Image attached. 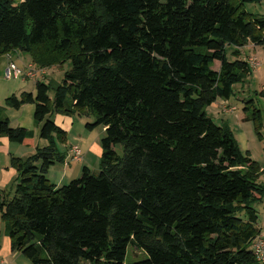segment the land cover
I'll use <instances>...</instances> for the list:
<instances>
[{"label":"trees","instance_id":"16d2710c","mask_svg":"<svg viewBox=\"0 0 264 264\" xmlns=\"http://www.w3.org/2000/svg\"><path fill=\"white\" fill-rule=\"evenodd\" d=\"M262 3L0 0L1 56L21 51L40 71L71 62L61 83L37 81L0 106V137L33 144L5 114L31 104L46 142L11 157L14 194L0 189L12 252L32 264H263L252 249L261 165L206 111L251 75L242 50L264 46V15L248 6ZM245 104L261 137L262 112ZM56 115L105 129L99 171L63 186L48 172L75 160ZM130 246L147 257L126 263Z\"/></svg>","mask_w":264,"mask_h":264},{"label":"crops","instance_id":"0c3cea01","mask_svg":"<svg viewBox=\"0 0 264 264\" xmlns=\"http://www.w3.org/2000/svg\"><path fill=\"white\" fill-rule=\"evenodd\" d=\"M251 10H252L251 12L255 14H257L258 12L257 10L255 11L253 9ZM259 14L264 15V12L259 13ZM242 51H243L244 60H249L251 57H257V59L261 63L260 67L254 70L252 69L251 75L247 78L245 82L250 83L251 81L252 82L255 81L257 86L260 87L258 91H255V95H261L264 98V46L257 47V46H254L253 44H250L246 48H244ZM15 54L17 58H21V55H19L18 51L13 52L9 54V56L12 58V61H14ZM2 57H5L8 61L7 55L2 56ZM42 74H45V71H42ZM26 81L27 80H24L23 82L24 84L19 90L11 91L10 93H8L6 99L9 98L12 93L13 95H16V96H20L23 92L34 94L36 91V86L35 85L33 87L27 86ZM248 83L240 84L242 92L244 91V88L246 87V85H248ZM236 93L238 94L241 92H237L236 90ZM245 100H243V102ZM231 101H232L231 99L222 100V102L217 104L218 107L221 109L222 113H225V115H228L231 112L236 111V108L232 107ZM214 105H216V103H214ZM2 106H5V104ZM34 113H35V106L31 104L25 105L20 109H13L11 107H6L5 109V114L10 119L11 125L13 127L15 128L22 127V128L34 131L35 136H34V142L32 145H20L17 143H11L8 140V138L0 137V189L2 190H7L11 184L15 188L18 173H17V170L11 166V157L25 158V157L32 155L33 150H35V147L37 144V138L39 137V127L36 125V122L34 120ZM262 116H263V112H262ZM54 120L60 127H62L64 130L68 132V140H69L70 138L69 135L73 131V127H72L74 125L73 118L56 115L54 117ZM244 122H246L245 115L242 119L238 118V124H239L238 127L233 129L230 126V129L238 137L241 144L244 146L243 150L245 151V153H249L251 158L261 165L262 173L259 179V183L264 185V137L261 139L263 140V142L261 143V145L259 144L260 147L256 145L255 148L252 149L251 147L252 136H249L248 130L247 128H245V125L243 124ZM263 124H264V120H263ZM222 125H228V122H224ZM103 132H104V129H103ZM82 138H83V135H79L78 137L76 136L73 141L75 142L77 141V145L75 143L73 144L69 143V147H67V143H68L67 141V143L64 145L66 146V149L63 150L64 153H66V156L68 157L69 151L74 146L79 147V149L83 152V153L81 152L80 160H75V161L69 162L68 164H58V165L51 167V169L49 170L48 178L50 179L52 183L56 184L57 186L66 185L68 184V182H71L72 180H74L73 178H77V176H79L80 173H82V170L84 167H88L90 169V167L93 166L94 168L96 164L93 161L86 159L87 156L91 152H93V155H98L100 158L102 157V153H103L102 148H99L97 147V145H95V148L92 149L93 143L90 144L89 147L88 146L86 147V150H88L89 148L90 149H89V152L85 156L84 146L82 147L83 145ZM41 141L42 140H40V143ZM27 150H30L31 152H26ZM51 177H53L54 180ZM256 207L260 214L259 215L260 216L259 228L262 231L260 235L264 236V198L262 199L261 202H259L256 205ZM4 238H5V242L2 241L3 237L1 238V241H0V247H1L0 261H5L7 264H10V260H12L10 258H13L14 264H26L24 260H22V258L19 256L18 253L16 254L12 252L10 239L7 236H5ZM3 243H5L6 245L4 246ZM8 246L10 247V249L7 248Z\"/></svg>","mask_w":264,"mask_h":264},{"label":"rangeland","instance_id":"374dc122","mask_svg":"<svg viewBox=\"0 0 264 264\" xmlns=\"http://www.w3.org/2000/svg\"><path fill=\"white\" fill-rule=\"evenodd\" d=\"M15 2H20L21 0H14ZM23 1V0H22ZM248 8L250 9V11H252L251 9H253L254 11L257 10V13H262L264 12V3L262 4H254V5H249ZM19 55H21V58H17L16 54L14 56V63L17 67H19L20 69H27V67L29 65H34V63L32 62V58L30 57V55L28 54H23L20 51H18ZM230 53V52H229ZM5 57H2L0 55V106L5 104V100L6 97L8 95V93H10L11 91H16L19 90L22 86H23V79H7L5 76V70L8 67L7 64V59ZM219 67V64L216 65V69ZM71 69V62H67L65 65H63L62 67H55L52 69H48L45 70V74H42V71L37 69V79L34 80H27L26 85L27 86H31L33 87L34 85H36L37 81H43V82H57V83H61L64 79V75L65 72H67L68 70ZM250 79V78H249ZM248 83V82H245ZM260 89L259 86H257L255 81H251L250 83H248V85H246V87L244 88V91L242 92L241 86H237L236 90L237 92H241V93H236V95H234L231 98V105L232 107L236 108V111L231 112L228 115H225V113H222L221 109L218 107V103L222 102L221 99H219L216 102V105H212L210 107H208L206 109L208 115L213 118V120L218 124V125H222L224 122H228V126L232 127L233 129L238 127V118L242 119L245 115L246 119L249 118L250 113L246 112L244 110V108L248 105L245 104V99L249 100L250 98L254 99L255 102V107H257L258 109H260L263 112V116H264V98L261 95H255V91H258ZM13 95V93L11 94ZM10 95V97H11ZM242 98V99H240ZM243 100H245L243 102ZM251 111L254 109L253 106L250 107ZM63 116V115H61ZM67 117V116H65ZM71 118V117H70ZM73 118V122L74 125L73 127V131L71 132V134L69 135V140L67 143V147H69V143L73 144L75 143L77 145V141H73L75 139V137L79 136V135H83V140H82V147L84 146V151H85V156L86 154L89 152V149L86 150V147L90 146V144L93 143V148H95V145H97V147L102 148L101 146V140L102 138L105 136L104 132H103V128L102 127H97L94 130H89L87 129V124L88 123H92L94 122V118H85V117H80L78 115H74L72 116ZM264 120V118H263ZM262 120V123H263ZM242 122V121H241ZM245 125V128H247L248 130V134L249 136H252L251 138V147L252 149L255 148V146L257 145L258 147H260L261 143L263 142V140H261L264 137V124H262V128L259 130V132L261 133V137L258 135V132L255 128V124L252 120L247 119L246 122L243 123ZM235 135V134H234ZM241 150L245 153V151L243 150V145L241 144L240 140L238 139V137L235 135ZM72 139V140H71ZM40 138H37V145L39 143V145H43L46 142H44L43 140L40 143ZM260 144V145H259ZM62 150L66 149V146L64 145H60L59 146ZM245 149V148H244ZM118 152L120 155L123 154V149L121 146H118L117 148ZM26 152H31L30 150H27ZM82 152V151H81ZM32 153H35V150H33ZM83 153V152H82ZM27 158V157H25ZM87 160L89 159L90 161H93L96 165L91 166L90 169L94 172H98L99 171V165H100V161L101 158L98 155H93V152H91L87 158ZM2 160V158H1ZM86 165V164H85ZM82 173H80L79 176H77V178L81 177ZM53 180L54 178L51 177ZM77 178H73V179H77ZM70 183V182H68ZM7 191L13 195L14 194V187L12 186V184L8 187ZM0 232H2V237L3 240L5 242V224L4 221L2 220L1 216H0ZM3 245L5 246L6 244L3 243ZM7 248L10 249V247L8 246ZM5 254V252H4ZM17 254V253H16ZM19 256L22 258V260H24V262L26 264H32L31 261L26 258L25 256H23L22 254L18 253ZM147 256L143 251H139L136 248H133L132 246L129 247L128 249V253H127V257H126V263H134V262H138L141 261L143 259H145ZM12 260H10V264H14V259L10 258Z\"/></svg>","mask_w":264,"mask_h":264},{"label":"built area","instance_id":"2783aa9c","mask_svg":"<svg viewBox=\"0 0 264 264\" xmlns=\"http://www.w3.org/2000/svg\"><path fill=\"white\" fill-rule=\"evenodd\" d=\"M8 58V67L5 70V76L7 79H23V80H34L37 79V69L35 65H29L27 69H20L12 61V58L7 55ZM250 67L254 70L260 67L261 63L257 57H251L248 60ZM71 154L74 156V160L81 159V150L79 147L74 146L71 150ZM252 249L254 251L257 259L264 264V236L259 235L252 244ZM0 264H7L5 261H0Z\"/></svg>","mask_w":264,"mask_h":264}]
</instances>
